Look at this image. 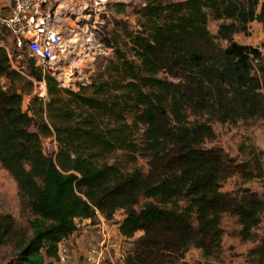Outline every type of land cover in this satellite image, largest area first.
<instances>
[{"label":"trees","instance_id":"16d2710c","mask_svg":"<svg viewBox=\"0 0 264 264\" xmlns=\"http://www.w3.org/2000/svg\"><path fill=\"white\" fill-rule=\"evenodd\" d=\"M126 8L115 5L118 14ZM137 14L129 52L116 49L107 78L77 93L29 58L13 69L0 46V78L10 83L0 87V163L34 217L28 240L15 239L11 215L0 217V248L14 244L12 264H53L80 221L110 222L118 212L124 240L142 233L124 264H178L191 249L211 257L224 215L238 218L243 240L260 226L257 194L222 192L235 175L251 179L249 168L205 145L215 123L264 119V52L235 41L253 23L264 27V0H147ZM210 19L221 23L216 36ZM34 81L45 83L47 99L33 97L24 111ZM52 136L55 157L43 150ZM117 152L146 159L148 172L110 164ZM257 252L263 261L264 243Z\"/></svg>","mask_w":264,"mask_h":264},{"label":"rangeland","instance_id":"374dc122","mask_svg":"<svg viewBox=\"0 0 264 264\" xmlns=\"http://www.w3.org/2000/svg\"><path fill=\"white\" fill-rule=\"evenodd\" d=\"M120 3L127 6L126 11L122 14L115 11V5ZM146 5L147 0L59 1L54 9L52 25L56 32L63 37L61 52L58 53L56 60L49 66L47 72L55 78L61 88L69 89L75 93L82 88L101 82V79H106L107 72L117 63L116 49L120 48L129 52L131 46L126 37L127 33H136L141 30L142 21L137 11ZM220 24L212 19L209 20L208 29L212 35H217ZM126 29L128 32H125ZM0 37L6 43L9 35L0 31ZM217 41L221 46H226L225 42ZM235 41L240 45L260 49L264 52L263 25L259 23L249 25L246 32L238 33L235 36ZM105 42L112 46L108 47ZM129 58L134 59L131 53H129ZM28 62V57H24L19 63H16V67H27ZM9 85L8 80L0 78L1 88L7 89ZM43 91L47 94L45 83L35 82L33 95L24 97V111L30 108L33 97ZM128 122H132L131 116L128 118ZM213 129L215 139L212 142H207L205 147L223 151L237 163L246 165L253 175L249 180L242 175L233 176L223 183L222 192L229 194L255 193L264 201V119H251L237 123H215ZM109 163L118 164L127 173L137 170L142 173L148 172L146 159L131 158L124 152L115 153ZM143 204L142 200L138 208ZM4 215H11L15 221L14 237L16 240L21 238L28 240L32 237L30 222L34 217L21 203L16 182L0 163V217ZM123 220L124 213L118 212L113 221H106L111 236L120 245V253L117 254L118 256L115 255V259L119 260L123 259L121 256L134 250L136 241L142 236V233H138L134 239L124 240L119 234L120 223ZM100 225V218L95 224L91 222L84 227L80 224L81 231L76 236L77 238H72L67 243L73 264H82L84 254L94 244V240L100 238ZM221 226L224 234L221 248L217 253L211 257H205L202 251L191 249L178 264H264V260L261 261L257 252L264 243V215L260 226L252 232L251 240H243L242 226L237 217L224 215ZM82 237L84 238L82 239ZM15 257L16 250L13 243L0 248V264H12Z\"/></svg>","mask_w":264,"mask_h":264},{"label":"built area","instance_id":"2783aa9c","mask_svg":"<svg viewBox=\"0 0 264 264\" xmlns=\"http://www.w3.org/2000/svg\"><path fill=\"white\" fill-rule=\"evenodd\" d=\"M11 1L12 7L8 13L0 10V31L6 32L14 44V49L7 52L11 66L20 71V67H16V63H19L22 58L28 57L34 62L35 67L41 68L46 74L49 66L61 52L63 37L56 32L52 25L54 9L57 7L58 1L61 0ZM254 62L256 63V61ZM42 88H45L44 85ZM36 96L44 100L47 99L45 91ZM43 150L47 155L56 156L58 143L55 136L44 140ZM99 218L101 219L100 238L95 239L94 244L84 254L82 264H106V262L108 264H124L126 255L121 256L122 260L115 259V255L118 256L117 254L120 253V245L111 236L107 225L108 221L100 215ZM68 242L64 241L59 244L58 257L53 261V264H73L71 252L67 247Z\"/></svg>","mask_w":264,"mask_h":264},{"label":"crops","instance_id":"0c3cea01","mask_svg":"<svg viewBox=\"0 0 264 264\" xmlns=\"http://www.w3.org/2000/svg\"><path fill=\"white\" fill-rule=\"evenodd\" d=\"M61 1H64V0H61ZM59 2V1H58ZM11 7H12V1L11 0H0V10L1 11H3L4 13H8L9 11H10V9H11ZM1 43V45L2 46H4L5 47V49H6V51L7 52H9V51H11V50H13L14 49V44H13V42H12V38H10V36H9V38H8V40L6 41V43L4 42V41H1L0 42ZM91 223V221L90 220H83V221H80L79 222V229H78V231L76 232V233H74L71 237H70V239H76L77 237V235L80 233V231H81V227H80V224H81V226L82 227H84L86 224H90ZM88 229H89V227H88ZM85 231V230H84ZM84 237H82V239H83ZM83 242V241H82Z\"/></svg>","mask_w":264,"mask_h":264},{"label":"bare ground","instance_id":"6f19581e","mask_svg":"<svg viewBox=\"0 0 264 264\" xmlns=\"http://www.w3.org/2000/svg\"><path fill=\"white\" fill-rule=\"evenodd\" d=\"M103 1V0H102ZM70 44L73 43V42H69ZM76 43V42H75ZM67 47V46H66ZM66 47H63V48H66ZM68 48V47H67Z\"/></svg>","mask_w":264,"mask_h":264}]
</instances>
